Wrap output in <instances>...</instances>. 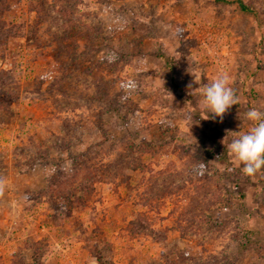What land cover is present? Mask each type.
<instances>
[{"label": "rangeland", "instance_id": "obj_1", "mask_svg": "<svg viewBox=\"0 0 264 264\" xmlns=\"http://www.w3.org/2000/svg\"><path fill=\"white\" fill-rule=\"evenodd\" d=\"M221 73L215 117L187 85ZM252 108L264 0H0V264H264V168L222 143Z\"/></svg>", "mask_w": 264, "mask_h": 264}, {"label": "clouds", "instance_id": "obj_2", "mask_svg": "<svg viewBox=\"0 0 264 264\" xmlns=\"http://www.w3.org/2000/svg\"><path fill=\"white\" fill-rule=\"evenodd\" d=\"M195 83L196 79H195ZM189 95L198 93L201 97L199 105L203 110L215 117L224 114L237 103L234 90L230 87V77L221 73L211 83L193 89V83L187 85ZM244 118L250 122L247 131L228 132L222 143L232 135V140L226 145L228 154L234 161L243 166V173L253 175L264 168V112L256 108L244 113ZM243 127V126H242ZM214 162V161H213ZM211 163V162H209ZM201 168L206 167L203 163ZM4 181L0 180V192L3 191Z\"/></svg>", "mask_w": 264, "mask_h": 264}, {"label": "trees", "instance_id": "obj_3", "mask_svg": "<svg viewBox=\"0 0 264 264\" xmlns=\"http://www.w3.org/2000/svg\"><path fill=\"white\" fill-rule=\"evenodd\" d=\"M240 7L243 11H248L249 9L243 4V3H240ZM54 8H55V5L54 4H51L49 8H47L46 12L49 10L53 11L54 12ZM61 16L63 17L64 14V11H61Z\"/></svg>", "mask_w": 264, "mask_h": 264}]
</instances>
